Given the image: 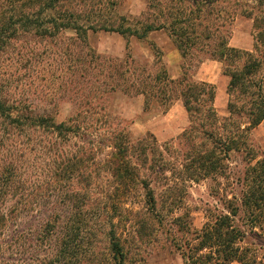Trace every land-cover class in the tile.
<instances>
[{
	"label": "trees",
	"instance_id": "obj_1",
	"mask_svg": "<svg viewBox=\"0 0 264 264\" xmlns=\"http://www.w3.org/2000/svg\"><path fill=\"white\" fill-rule=\"evenodd\" d=\"M146 9L144 18L129 19L119 11L114 0H2L0 52L23 34L43 38L72 30L84 39L91 30L115 32L125 39L132 36L143 39L151 32L164 30L183 59L179 78H170L162 64L152 73L138 71L131 67L126 55L109 60L108 73L98 72L103 79L95 91L142 95L143 111L157 102L165 113L175 101H182L189 119L181 133L184 140L191 143L196 138L210 140L208 148L199 142L203 149L191 144L184 154L181 163L184 181H198L218 172L224 174L233 152L252 161L255 152L249 145V135L264 120V78H256L264 68V0H256L252 5L239 0H147ZM238 14L253 21L252 51L228 45L230 26ZM151 48L157 63H161V51L154 44ZM200 53L222 63L223 73L229 78L228 114L221 118L213 106L214 85L194 81L185 67L186 62ZM85 71L80 75L82 79ZM95 81H98L96 77ZM95 93L90 89L86 94L81 93L84 109L61 122L35 112L31 106L10 103L0 96V148L11 147L8 141L12 135L44 131L57 134L65 142L71 138L80 141L79 150L64 157L65 161L63 158V167H48L46 172L33 165L25 167L24 163L17 172L15 152L9 148L6 155L0 156V260L12 252L25 254L15 244L29 238L33 251L37 249L40 253L29 264H126L123 241L116 231L121 217L135 216L137 236L148 234L144 229L151 224L147 222L154 218L151 215H157V204L150 179L142 172L157 166L166 171L168 166L161 158H155L160 146L153 136L132 139L125 129L112 130L114 126H108L102 145L109 151L103 166L112 183L95 192L98 187L87 182L91 175L88 161H95L92 157L95 139L85 136L91 133L78 118L81 113L95 108L94 102L99 98ZM20 155L23 156L22 150ZM71 177L83 179L81 183L76 182L77 189L69 184L63 186V179ZM241 180L244 189L240 204L229 201L225 206L227 213L208 219L192 242H186L181 252L184 264H230L233 261L255 264L248 249L240 244L246 233L236 226L234 218L242 211L253 227L264 221L259 220L264 214V157L249 164ZM18 188L29 194L38 190L41 195L38 200H17ZM134 191L143 198L141 211L128 207V199ZM97 193L105 200L98 202ZM62 208L66 210L63 212ZM140 212L143 218L137 217ZM21 215L26 216L21 219ZM30 218L34 226L29 223L30 226L19 229L18 222H29ZM99 220L106 227L102 231L95 224Z\"/></svg>",
	"mask_w": 264,
	"mask_h": 264
},
{
	"label": "rangeland",
	"instance_id": "obj_2",
	"mask_svg": "<svg viewBox=\"0 0 264 264\" xmlns=\"http://www.w3.org/2000/svg\"><path fill=\"white\" fill-rule=\"evenodd\" d=\"M114 1L119 11L126 14L129 19L146 16L147 0ZM239 1L252 5L256 0ZM229 32V44L246 48L247 51L253 50L252 19L236 15ZM166 35L168 36L164 30L151 32L143 39L133 36L125 39L115 32L91 30L86 32L84 39L79 38L72 30H64L54 37L43 38L23 34L8 43L0 52V96L10 103L31 106L35 112L50 117L55 122L67 121L84 109L81 93L86 94L89 89L93 94L96 92L95 95L99 98L94 102L95 108L78 116L91 133L85 136H92L95 139L93 145L95 154L92 156L95 161L94 163L88 161L91 175L87 178L88 180L86 179L92 186L98 187L95 192L102 191L112 183L109 173L103 166L109 151V148L102 145L109 132L108 126H114L112 130L125 129L132 139L151 135L157 146H160L157 152L160 156L156 155L155 158L164 160L168 166L167 170L163 171L157 166L155 169L142 172L150 179L157 204V215H151L154 218L147 220L151 224L144 229L148 231V234H140V238L137 236L133 215L127 218L126 215L122 216L116 227L126 251V264H184L181 252L186 242H192L195 234L199 233L208 219L212 220L216 215L227 213L225 206L229 201L233 204H240L244 189L241 180L242 173L249 164L252 165L256 160L264 157L263 120L249 135V145L255 152L252 161L249 162L241 153L233 152L224 174L218 172L198 181H184L185 177L181 171L184 154L191 144L200 146L205 143V147L208 148L210 140L200 141L194 137L196 139L193 143L186 142L181 134L186 127L169 126L163 119L169 109L162 113L163 108L157 102H153L149 110L143 111L141 96H131L120 91L105 93L95 91L99 88L98 82L103 79V75L108 73L109 60L112 59H122L128 55V62L131 61L129 64L138 71L152 73L158 70L161 64L167 69V58L163 50L164 42L167 40ZM151 44L156 45L161 51V63H157ZM96 56L99 58L96 59ZM205 60H209L207 55L200 53L190 62H186L188 75L194 81H197L194 75L198 66ZM182 64L183 59H181V66ZM84 70H86L85 76L82 79L80 75ZM98 72L103 74L102 77L98 75ZM221 72H223L222 63ZM256 78H264V68ZM88 79L90 81L86 82ZM227 98L229 99L228 94ZM219 110H216V113L221 118L224 115ZM179 117V114H174L170 120L177 122ZM181 128L178 134H165L164 132V130L173 129L175 131ZM8 142L11 147L0 148V156L6 155L8 148L12 153L15 152L14 165L17 172L24 166L23 163L25 167L33 165L35 168H40L42 172H46L48 167L54 169V166H59L60 169L64 166L62 165L63 158H68L73 152L79 150L80 146V141L77 139L71 138L69 142H65L62 137L51 131L12 135ZM200 148L203 149L202 146ZM20 150L23 151L24 157L20 155ZM77 181L81 183L83 179L65 178L62 183L63 186L69 184L77 189ZM30 192L32 194L18 188L15 198L29 201L32 198L39 199L40 191ZM98 194L100 198L98 202L105 200ZM142 199L141 194L134 191L128 199V207H132L133 211H141ZM62 210L64 212L66 208ZM25 216L21 215V219ZM137 217L143 218L144 215L140 212ZM100 220L95 224L102 231L106 227ZM259 220H264V214ZM117 222L118 219L115 218L114 223L117 224ZM29 223L34 226L33 218H30L29 222L20 220L18 227L19 229L26 228L31 225ZM234 223L246 233L240 244L248 249V254L255 260V264H264V221L258 222L256 227H253L242 211H239L234 218ZM15 245L25 254L10 252V257L0 260L1 264L4 262L29 264L32 263L31 259L34 256L40 254L37 249L33 251L32 240L29 238L21 239ZM230 264L239 263L233 261Z\"/></svg>",
	"mask_w": 264,
	"mask_h": 264
},
{
	"label": "crops",
	"instance_id": "obj_3",
	"mask_svg": "<svg viewBox=\"0 0 264 264\" xmlns=\"http://www.w3.org/2000/svg\"><path fill=\"white\" fill-rule=\"evenodd\" d=\"M164 43H165L164 44L165 46L163 47V50L167 58L166 59L167 60L166 71L168 73V76L172 79L179 78L180 75L182 74V69H181V59L182 58L179 52L177 51V49L175 48L174 44L172 43L171 39L168 36H167L166 42ZM228 45L231 47L237 48V49L248 50L246 48L237 47L229 43ZM194 77L197 81L207 82V83L214 85L215 97L213 101V106L215 110L221 109L219 110V112H221L222 115L226 116L225 114L227 113L226 107H227V101H228L226 90H227V84H228L229 78L223 72H221V63L213 59L202 61L200 65L198 66ZM138 96L142 97L141 99L143 103V96L142 95H138ZM174 114L180 115L179 120H177V122L170 120ZM163 119H165L166 123H168L169 126L174 125L177 127L178 126L187 127L189 124L188 115H187V112L181 100H177L172 104V106L169 108L167 113L164 115ZM161 121H164V120H161ZM258 126H256L254 129H256ZM254 129H252L251 131H253ZM180 130H182V128L177 129L175 131L173 129L171 131L164 130V132L165 134H168V133L178 134Z\"/></svg>",
	"mask_w": 264,
	"mask_h": 264
}]
</instances>
